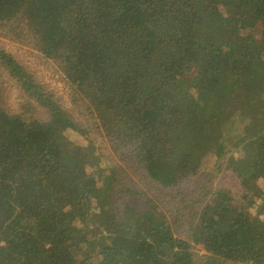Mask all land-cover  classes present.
<instances>
[{
    "label": "trees",
    "instance_id": "1",
    "mask_svg": "<svg viewBox=\"0 0 264 264\" xmlns=\"http://www.w3.org/2000/svg\"><path fill=\"white\" fill-rule=\"evenodd\" d=\"M0 30L71 100L0 47V264H264V0H0ZM212 159L233 187L178 188Z\"/></svg>",
    "mask_w": 264,
    "mask_h": 264
},
{
    "label": "rangeland",
    "instance_id": "2",
    "mask_svg": "<svg viewBox=\"0 0 264 264\" xmlns=\"http://www.w3.org/2000/svg\"><path fill=\"white\" fill-rule=\"evenodd\" d=\"M258 34V33H257ZM0 47L3 48L5 51L11 53L20 63H22L34 76L35 78L47 85L50 88L55 89L56 94L61 98V101L65 105H70V97H68V93L66 89L62 86L64 83L61 81L63 79V76L61 75V72L59 71L58 64L55 61H52L50 59H44L39 52L30 44L27 40L15 39L12 34H6L4 31L2 32L0 30ZM2 79V89L4 94V100L6 107L10 111L14 112H20L24 111L27 114L33 113V114H41L42 111L37 108L35 104H31V107H24L25 103L27 102V97L25 94L21 91L19 88V85H17L16 82H14L8 75H6L4 72L1 74ZM37 116V115H35ZM68 136L74 140L76 143H82L84 142V139L81 138L79 135H75L73 133H69ZM103 151L105 153V156H111L106 147L103 146ZM110 151V147H109ZM211 162V165L209 164V168L206 169L203 166V172L199 173L192 178H189L187 181L183 183L182 186H178V188L186 189L187 191H193L194 198H203L204 193H208L215 189L216 187H227L231 188L233 185H235V179L231 176L230 173L222 170H217L212 167L213 159ZM118 163L123 164L122 161L118 158ZM132 164V163H130ZM125 167V166H124ZM214 169V170H213ZM128 173L131 175V177L134 179V181L139 185L138 187L142 189L143 191H148L152 193L154 198H159L163 202H158V205L162 209H166V201L164 199L165 195H170L169 191H160L158 188H155V191H151V189H148L146 186L147 181L143 179L141 176V173L132 172L129 169H126ZM260 185L262 186V183L260 182ZM185 191H182V194H184ZM210 197V194H208L207 198ZM257 203H259V200H257ZM190 211L187 212V215ZM252 215L255 214V210L251 209ZM186 215V218H187ZM194 251L198 254L204 253V250L201 245H195Z\"/></svg>",
    "mask_w": 264,
    "mask_h": 264
}]
</instances>
